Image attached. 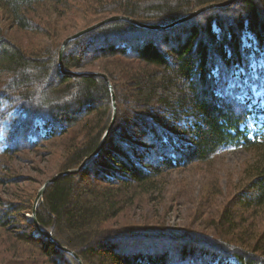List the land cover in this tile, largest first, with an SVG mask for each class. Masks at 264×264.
Listing matches in <instances>:
<instances>
[{"label":"trees","instance_id":"trees-1","mask_svg":"<svg viewBox=\"0 0 264 264\" xmlns=\"http://www.w3.org/2000/svg\"><path fill=\"white\" fill-rule=\"evenodd\" d=\"M224 1L84 0L73 6L71 0H0V157L65 138L64 172L78 169L99 147L114 112L108 82L64 69L104 71L117 96L116 122L102 150L78 173L51 183L38 207L37 224L56 243L28 223L24 212L33 206L0 199V229L11 233L5 246H14L12 258L0 264H80L67 250L84 264H264V232L249 236L238 211L264 208V141L252 127L264 115V0H235L181 21ZM58 9L67 17L87 16L84 28L114 14L161 28L105 23L67 46L61 68L59 49L73 32L37 50L6 31L55 37L46 23ZM231 145L258 156L245 170L249 182L235 198L238 210L226 208L217 224L219 235L117 223L139 194L157 190L166 170L207 162ZM237 230L244 233L238 242L227 238ZM248 238L254 242L248 245ZM23 245L34 247L39 260L16 259Z\"/></svg>","mask_w":264,"mask_h":264},{"label":"rangeland","instance_id":"rangeland-1","mask_svg":"<svg viewBox=\"0 0 264 264\" xmlns=\"http://www.w3.org/2000/svg\"><path fill=\"white\" fill-rule=\"evenodd\" d=\"M83 2L84 0H71L73 6ZM235 2L227 6H232ZM112 16L117 15L106 16L102 20ZM86 20L87 16H78L75 13L68 15V17L64 16L61 9H58V14L47 19L46 23L49 33L51 35L56 34L55 37H45L35 32L19 30L11 26L7 28L6 23L2 22V24L6 27L7 34L12 40L29 49L36 46L38 50L43 49L50 42H57L59 44L61 39H63L62 34L65 31L73 32L71 34L73 35L82 30L86 24ZM181 21L185 20L183 19ZM181 31L182 29L180 28L173 35H178ZM151 38L157 40V37ZM59 59L60 49L58 53ZM90 67L88 66L73 72L65 69L64 71L72 75H81L87 71L91 73H102L107 76L103 78L109 85L110 78L104 71L100 72L97 71L100 69ZM96 76L100 75L96 74ZM114 93L116 95L115 90ZM110 133L107 135L106 140ZM65 142V138L55 139L47 145H42L35 151L22 150L17 154H13L11 157L9 155L0 157L1 201L18 204L26 203L34 208L35 199L41 186L55 174L60 173L61 163L66 152L64 149ZM256 156H258V153L253 149L231 145L224 147L215 157L209 159L207 162H195L188 166L166 170L157 180V190L142 196L139 194L136 197L135 204L124 210L121 216L116 218V221L119 224L126 222L135 224L148 223V226H166L172 229L191 228L194 231L208 233L210 235H219L220 231L217 228V224L220 222L225 209L229 207V210H238L237 208H233L235 205L234 201L249 182V179L245 175V170L256 160ZM43 198L39 200L37 210ZM238 211L242 214V220L248 225L249 236H252L254 239L258 238V236L260 237L264 232V208ZM24 214L28 218V223H35L32 219L33 211L30 213L24 212ZM111 221L108 223H111ZM247 225L245 224L244 228ZM250 227L254 230L250 231ZM224 229L227 231V228ZM4 231V229H0V237L4 240L0 239V263L12 258L10 257L12 255L11 250L14 247L10 244L5 246V242H10L11 233ZM223 233L226 236L225 233L227 232L223 231ZM242 234H244L243 231L237 230L235 235L228 236L227 238L238 242V238L243 237ZM42 236L46 237L45 235ZM253 242L248 238V245ZM19 248L23 251L19 253L16 259L25 260L28 258H37L39 260L34 255L36 251L34 247L23 245L19 246ZM30 251L33 255L30 254Z\"/></svg>","mask_w":264,"mask_h":264},{"label":"water","instance_id":"water-1","mask_svg":"<svg viewBox=\"0 0 264 264\" xmlns=\"http://www.w3.org/2000/svg\"><path fill=\"white\" fill-rule=\"evenodd\" d=\"M235 0H227V1H224V2H221V3H212L210 5H207V6H204L196 11H194L193 13H191L190 15L184 17L183 19L186 21L187 19H191L201 13H203L204 11H206L207 9H211V8H217V7H224V6H227V5H230L234 2ZM181 19V20H183ZM111 21H128V22H131L141 28H145V29H151V30H158L160 29L161 27L160 26H156V25H151V24H148V23H143V22H139V21H136L134 19H132L131 17H128V16H123V15H117V16H112V17H108L102 21H99L98 23H95L93 25H91L90 27H87L85 29H82L76 33H74L73 35H71L70 37L66 38L63 43H62V46L60 48V67L63 68V57H64V53L66 51V48L68 46V44L77 39L79 36L93 30V29H96L98 28L99 26L105 24V23H108V22H111ZM84 75H100L102 77H107L105 74H102V73H83ZM109 86L112 90V96H113V104H114V114H113V118H112V121H111V124L110 126L108 127V129L106 130L105 132V136L103 138V140L101 141L99 147L97 148V150L86 160V162H84L78 169H74V170H67V171H64V172H60V173H57L55 174L53 177H51L50 179H48L47 181H45V183L41 186V188L39 189L38 191V194H37V197L35 199V205H34V208H33V215H32V219L34 220V222L37 224V220H36V213H37V206H38V202L40 199H42L45 195V192H46V189L47 187L55 182L59 177L61 176H64V175H67V174H72V173H76L80 170H82L88 163V161L93 158L94 156H96L103 148V145L105 143V140H106V137L107 135L110 133L111 129L113 128L114 124H115V119H116V116H117V101H116V95L114 93V89H113V86L111 84V82H109ZM37 227L39 228V232L43 235H45L48 239H50L52 242L56 243L55 239L53 238L52 234L49 233L48 231H45L44 229H42L38 224H37ZM65 250H67L66 248H63ZM69 251L72 255H74L80 262V264H83V262L79 259L78 255L75 254L74 252L70 251V250H67Z\"/></svg>","mask_w":264,"mask_h":264},{"label":"bare ground","instance_id":"bare-ground-1","mask_svg":"<svg viewBox=\"0 0 264 264\" xmlns=\"http://www.w3.org/2000/svg\"><path fill=\"white\" fill-rule=\"evenodd\" d=\"M217 8H220V7H217ZM144 29H145V28H144ZM93 30H95V29H93ZM93 30H91V31H93ZM91 31H89V32H91ZM87 33H88V32H87ZM85 34H86V33H85ZM83 35H84V34H83ZM81 36H82V35H81ZM81 36H79V37H81ZM79 37H78V38H79ZM116 103H117V102H116ZM116 114H117V113H116Z\"/></svg>","mask_w":264,"mask_h":264},{"label":"snow or ice","instance_id":"snow-or-ice-1","mask_svg":"<svg viewBox=\"0 0 264 264\" xmlns=\"http://www.w3.org/2000/svg\"><path fill=\"white\" fill-rule=\"evenodd\" d=\"M218 74V73H217Z\"/></svg>","mask_w":264,"mask_h":264}]
</instances>
